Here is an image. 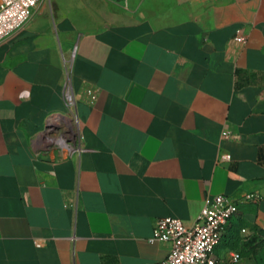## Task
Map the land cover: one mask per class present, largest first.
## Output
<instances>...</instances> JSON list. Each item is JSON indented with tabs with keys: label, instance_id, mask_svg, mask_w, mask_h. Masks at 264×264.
I'll use <instances>...</instances> for the list:
<instances>
[{
	"label": "crops",
	"instance_id": "crops-1",
	"mask_svg": "<svg viewBox=\"0 0 264 264\" xmlns=\"http://www.w3.org/2000/svg\"><path fill=\"white\" fill-rule=\"evenodd\" d=\"M255 192L218 259L264 230V0H41L0 42V264H158L160 219Z\"/></svg>",
	"mask_w": 264,
	"mask_h": 264
},
{
	"label": "built area",
	"instance_id": "built-area-1",
	"mask_svg": "<svg viewBox=\"0 0 264 264\" xmlns=\"http://www.w3.org/2000/svg\"><path fill=\"white\" fill-rule=\"evenodd\" d=\"M41 0H0V42L15 31L24 27L33 17ZM244 43L240 34L235 38ZM90 102L96 100L93 90H88ZM65 103L68 108L75 107L76 99L70 83L65 85ZM225 138L231 133L225 131ZM59 144H63L59 141ZM69 152L82 151L81 147H69ZM230 154H221L219 162L230 161ZM262 200L259 193H249L241 198L226 195L206 197L203 208L192 225L185 224L181 219L166 217L160 219L150 238L151 243L167 242L171 245L168 256L158 264H237L242 260L239 251H232L224 259L215 256L225 229L238 213L242 204L257 203ZM77 208V203L73 205ZM245 232V230H243ZM37 246H40L37 244Z\"/></svg>",
	"mask_w": 264,
	"mask_h": 264
},
{
	"label": "trees",
	"instance_id": "trees-1",
	"mask_svg": "<svg viewBox=\"0 0 264 264\" xmlns=\"http://www.w3.org/2000/svg\"><path fill=\"white\" fill-rule=\"evenodd\" d=\"M251 228L254 231V235L247 238L245 247H241L240 243L243 238L235 230L231 248L239 251L242 258L252 257L256 264H264V230L256 226H251Z\"/></svg>",
	"mask_w": 264,
	"mask_h": 264
},
{
	"label": "rangeland",
	"instance_id": "rangeland-1",
	"mask_svg": "<svg viewBox=\"0 0 264 264\" xmlns=\"http://www.w3.org/2000/svg\"><path fill=\"white\" fill-rule=\"evenodd\" d=\"M237 264H256V263H255V260L252 257H244V259L241 260Z\"/></svg>",
	"mask_w": 264,
	"mask_h": 264
}]
</instances>
